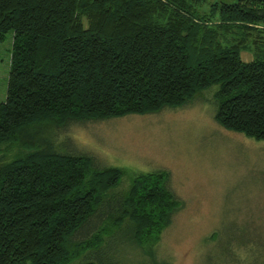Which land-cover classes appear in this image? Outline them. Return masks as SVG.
Listing matches in <instances>:
<instances>
[{
  "label": "trees",
  "instance_id": "1",
  "mask_svg": "<svg viewBox=\"0 0 264 264\" xmlns=\"http://www.w3.org/2000/svg\"><path fill=\"white\" fill-rule=\"evenodd\" d=\"M8 32L0 264H94L116 226L151 253L180 208L163 174L112 192L123 171L56 152L53 130L178 108L219 85L216 123L264 141V0H0V43Z\"/></svg>",
  "mask_w": 264,
  "mask_h": 264
},
{
  "label": "rangeland",
  "instance_id": "2",
  "mask_svg": "<svg viewBox=\"0 0 264 264\" xmlns=\"http://www.w3.org/2000/svg\"><path fill=\"white\" fill-rule=\"evenodd\" d=\"M12 38L8 32L0 43V103L6 95ZM241 58L252 56L242 52ZM218 90L213 85L178 108L71 123L50 132L56 152L85 155L100 168L121 169L120 184L112 192L126 191L135 175L163 174L180 203L152 254L133 245L128 227L116 226L91 262L264 263V141L216 123Z\"/></svg>",
  "mask_w": 264,
  "mask_h": 264
},
{
  "label": "crops",
  "instance_id": "3",
  "mask_svg": "<svg viewBox=\"0 0 264 264\" xmlns=\"http://www.w3.org/2000/svg\"><path fill=\"white\" fill-rule=\"evenodd\" d=\"M246 58H248V57H246ZM246 61H250V60L246 59Z\"/></svg>",
  "mask_w": 264,
  "mask_h": 264
}]
</instances>
